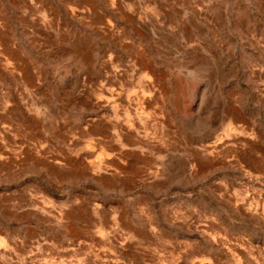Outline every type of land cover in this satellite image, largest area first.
<instances>
[{
    "label": "rangeland",
    "instance_id": "374dc122",
    "mask_svg": "<svg viewBox=\"0 0 264 264\" xmlns=\"http://www.w3.org/2000/svg\"><path fill=\"white\" fill-rule=\"evenodd\" d=\"M0 264H264V0H0Z\"/></svg>",
    "mask_w": 264,
    "mask_h": 264
}]
</instances>
